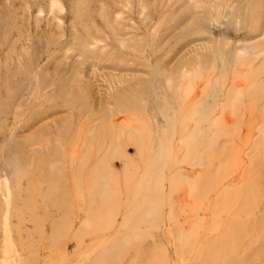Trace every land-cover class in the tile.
Returning <instances> with one entry per match:
<instances>
[{"label": "rangeland", "instance_id": "374dc122", "mask_svg": "<svg viewBox=\"0 0 264 264\" xmlns=\"http://www.w3.org/2000/svg\"><path fill=\"white\" fill-rule=\"evenodd\" d=\"M0 264H264V0H0Z\"/></svg>", "mask_w": 264, "mask_h": 264}]
</instances>
